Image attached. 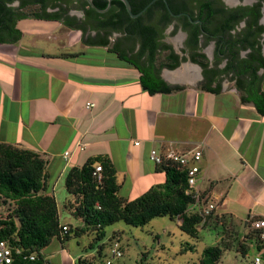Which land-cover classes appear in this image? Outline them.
<instances>
[{"label": "crops", "instance_id": "0c3cea01", "mask_svg": "<svg viewBox=\"0 0 264 264\" xmlns=\"http://www.w3.org/2000/svg\"><path fill=\"white\" fill-rule=\"evenodd\" d=\"M13 8L20 10L17 3ZM15 29L16 41L14 33L0 32V142L45 160L46 191L55 197L58 214L61 206L69 212L72 196L64 180L74 166L108 158L119 195L130 201L166 179L150 160L151 149L182 152L199 146V187L215 204L212 215L243 227V238L250 232L248 218L264 219V114L254 102L242 101L251 98L248 92L264 93L263 69L254 79L249 73L229 74L201 82L200 67L187 61L160 72L177 89L150 94L134 63L118 57L127 49L110 44L114 33L105 46L103 34L89 30L84 35L89 43H83L82 32L62 18H21ZM94 50L104 57L97 59ZM169 73L182 77L168 78ZM75 221L74 226L60 222L81 225ZM62 241L53 239L41 251L46 262L77 264L85 258L79 248L66 247L69 240Z\"/></svg>", "mask_w": 264, "mask_h": 264}, {"label": "trees", "instance_id": "16d2710c", "mask_svg": "<svg viewBox=\"0 0 264 264\" xmlns=\"http://www.w3.org/2000/svg\"><path fill=\"white\" fill-rule=\"evenodd\" d=\"M11 1L13 0H0V32L14 33V41L20 37V32L15 29L18 19L33 17L59 20L66 12L61 8L64 0H20L21 9L27 6H36L41 12L47 8L61 9L51 14L33 13L32 15L19 13L18 9L9 5ZM128 1L135 14L151 0ZM166 1L172 13L188 14L193 21H200L202 28L199 24L190 22L184 15L179 18L183 22V27L189 30L187 47L191 51L198 49L199 35L203 32L213 35L222 34L232 29L236 22L235 20L233 23V20L237 16L227 13L220 0ZM93 3L101 10L108 5L106 0H93ZM84 8L87 27L84 30L77 28L82 32L83 43H89L84 39L88 30L95 31L97 34L102 33L103 37H101L100 43L106 46L108 45L107 38L112 33L119 32L129 37L131 28L132 30L139 29L138 34L142 47L138 51V55L139 57L146 56V59L143 63L132 65L141 73L142 86L150 94L177 89L167 85L160 77V72L164 68L176 69L182 61H185V58L179 60L169 46L158 50L153 38L155 27L146 23L158 11L161 13V23L172 19L162 0L155 1L136 19H132L127 14L124 5L119 0H112L110 8L105 13L97 12L87 2L84 3ZM256 18L257 16L255 21ZM254 20L250 21L249 28L256 27ZM252 33L254 32L250 31L247 36H251ZM216 40V52H224L220 47L222 40L220 38ZM242 43L246 49H254L255 42L248 43V40L245 39ZM162 52L166 53L163 57ZM117 55L121 60H125L119 53ZM193 55L190 57L191 62L202 68L206 80L208 68L206 56L197 53ZM260 59L261 63L257 61ZM255 60L258 62L255 67L243 61L238 66L231 62L225 69H217L215 63V69L210 77L236 72V76H244L249 73L251 78H258L257 71L259 69L264 71V58ZM237 88L242 93H246L241 90L240 86L237 85ZM248 93H251V98L247 99L243 96L242 101L254 102L258 111L264 114V93L259 91ZM97 165H100L102 169L100 181L93 175ZM160 168L166 176L164 183L150 188L130 201L119 195L120 185L116 179L115 169L108 158L97 156L87 160L82 166L70 168L64 180V187L67 193L72 196V201L66 205V208L72 218L81 222L80 226L71 227L61 224L55 197L47 194L48 177L45 160L33 151L0 142V199L4 202H12L14 205L11 212L0 214V239L21 250L20 254L14 256L11 264H50L44 260L40 253L53 239L63 242L62 240L68 241L83 235L91 237L89 249L96 250L95 258L99 264L98 261L100 262L105 247L110 248L113 242H120L118 234L107 237L105 233L106 227L117 222H123L132 227H144L153 219L168 217L171 221H177L178 228L182 233L198 242V226L202 223L203 217L197 210L190 208L194 199L186 193L188 186L184 171L171 165H162ZM201 197L204 200L203 204H206L208 200L203 192H201ZM63 226H66L67 230H63ZM241 245L244 248V256L248 252V246L244 241L241 242ZM120 250L122 251L121 246ZM182 250V254L195 252L196 245L186 243ZM222 254V246H207L200 253L197 262L191 261L188 264H219ZM32 255H34V260L29 259ZM84 259H79L77 264H82Z\"/></svg>", "mask_w": 264, "mask_h": 264}, {"label": "rangeland", "instance_id": "374dc122", "mask_svg": "<svg viewBox=\"0 0 264 264\" xmlns=\"http://www.w3.org/2000/svg\"><path fill=\"white\" fill-rule=\"evenodd\" d=\"M223 2L230 3L231 1L223 0ZM231 3L234 5L237 4V1H232ZM35 11L38 12L36 6H27L22 9L21 13L32 15ZM50 11L52 13V9ZM65 31L66 29H60L61 33H66ZM93 35L91 33L90 36ZM176 39L177 41L169 40L168 42L172 43L174 48L178 50V43H181L182 39H179V37H176ZM116 40L117 36H112L109 40L110 44H115ZM70 43H73L72 39ZM94 52L97 59H99V56L100 58L103 56L102 50H94ZM205 52L207 53V51ZM165 54V52H162V57ZM13 207L12 202H4L0 199V214L11 212ZM59 214L61 222L69 221L73 226L76 224L75 219L62 206L59 207ZM212 214L203 218L202 223L198 226V242L182 233L178 228L177 221H171L168 217L153 219L144 227H132L123 222L114 223L105 228V233L107 237L112 234H118L122 257L113 259L112 264H188L191 261L197 262L200 253L205 247L216 245H220L223 248L219 264H249L253 254L249 251L248 257L246 255L243 256L244 248L241 245L244 239L241 237L242 231H244L243 227L233 226L229 218L214 217ZM247 237L245 236V238ZM90 243L91 237L83 235L80 238L70 239L66 247L79 248L83 251L85 259L82 264H97V258H95L96 250L89 249ZM186 243L196 245V251L182 254V249ZM108 258H110V253L109 247L106 246L98 263L104 264Z\"/></svg>", "mask_w": 264, "mask_h": 264}, {"label": "flooded vegetation", "instance_id": "af4514ba", "mask_svg": "<svg viewBox=\"0 0 264 264\" xmlns=\"http://www.w3.org/2000/svg\"><path fill=\"white\" fill-rule=\"evenodd\" d=\"M230 1L231 2L237 1V4L233 5V3L231 2L230 3L223 2V0H220V3L227 11V13L235 14L237 16L233 20V23L236 20L234 27L230 30H227L225 33L222 34L218 33L216 35H213L209 32H203V34L199 35V42L197 45L198 49L195 51H191L189 50V47H187L188 39H189V30L183 27V22L179 18L183 17L182 15H184L189 19L190 22H192L193 24H199L200 28H202L201 27L202 25L199 20L193 21L188 14L172 13L171 14L172 19L170 21L161 23L162 22L161 13L159 11L155 12L152 15V17L146 21V23L155 27L153 38L158 50L164 49L166 46H169L170 50L173 51L178 56L179 60L185 58V61H182L181 63L187 61L191 62L190 57L194 53L204 54L208 60L206 80H208L212 75L215 69L214 67L215 63L217 64L216 65L217 69H225V67L231 62H233V65L238 66L243 61L250 63L254 67L257 66L258 62L261 63V59L257 60L258 62L255 59L261 57L264 58V0H230ZM85 2H86L85 0H64V3H62L61 8L65 9L66 11L62 16V20L63 23L68 28H80L82 30L86 29L87 20L85 19V8H84ZM15 3H17V7L21 6L20 0H13L9 5L13 7ZM50 9L51 8H47L43 12L35 11L34 13L51 14ZM60 10L61 9H52V13L53 11L55 12ZM20 11H22L21 8L18 12ZM173 14L177 16L175 17L173 16ZM256 16L257 18L255 21L254 19ZM132 19H136V18H132ZM251 20H254L256 22L255 24L256 27H252V28L248 27ZM250 31L254 33H252L251 36H247V34ZM139 32H140L139 29L132 30L131 28V34L129 35V37L119 32L114 33L117 36V40L114 45L117 46L119 50L127 49L126 55H122L121 52L118 53L121 55V57L134 64L143 63V61H145L144 59H146V56L139 57L138 55V51L142 47L141 46L142 44L140 42L141 39L139 38V34H138ZM176 37L182 39V42L178 43L179 44L178 50L174 48V45L172 43L168 42L169 40L177 41ZM219 38L222 40L220 46L221 49L224 51L222 53L219 51L218 53L216 52V48H217L216 39ZM245 39L248 40V43L255 42L253 46L254 48L253 50L252 48L246 49L244 47L242 41L244 42ZM205 51H207V53ZM208 52L210 55L208 54ZM200 69L202 76L201 82H205L206 77L203 76V70L201 67ZM235 73H231V72L223 73L219 76L227 77L229 74L235 75Z\"/></svg>", "mask_w": 264, "mask_h": 264}, {"label": "built area", "instance_id": "2783aa9c", "mask_svg": "<svg viewBox=\"0 0 264 264\" xmlns=\"http://www.w3.org/2000/svg\"><path fill=\"white\" fill-rule=\"evenodd\" d=\"M91 106L88 104V107ZM136 146L139 142L134 143ZM69 152H65L64 155H68ZM203 157V148L197 146L187 151H176L171 147L166 149H151L149 152L150 160L157 166L171 165L175 168L184 171L187 180V194H190L194 199L193 205L190 207L192 210H197L200 215L205 218L211 215L215 210V204L207 201L203 204L204 200L201 197V189L199 187L200 181V162ZM101 166L97 165L93 175L100 181ZM249 235L244 238L243 241L248 246L249 251L252 252V257L249 260V264H264V219L250 217L247 220ZM63 230H67L66 226H63ZM250 248V249H249ZM21 253V250L13 247L7 241L0 239V264H11L15 255ZM110 258H108L105 264H112L113 259L122 257V251L120 250L119 242H113L109 248ZM30 260H34V255L29 257Z\"/></svg>", "mask_w": 264, "mask_h": 264}, {"label": "water", "instance_id": "95a60500", "mask_svg": "<svg viewBox=\"0 0 264 264\" xmlns=\"http://www.w3.org/2000/svg\"><path fill=\"white\" fill-rule=\"evenodd\" d=\"M86 2H87V4L91 7V8H93L94 10H96L97 12H99V13H104V12H106L109 8H110V6H111V1L112 0H106L107 2H108V5H107V7L105 8V9H103V10H101V9H98L95 5H94V3H93V0H85ZM119 1H121L122 2V4L124 5V7H125V10H126V12H127V14L131 17V18H137V17H139L140 15H142L155 1H157V0H151L146 6H144L138 13H133L132 12V7H131V4H130V2L128 1V0H119ZM163 2H164V4H166V7H167V10L170 12V14H172V12L170 11V9H169V7H168V5H167V2H166V0H162ZM173 16H177V15H174L173 14ZM196 22H199V21H196Z\"/></svg>", "mask_w": 264, "mask_h": 264}, {"label": "bare ground", "instance_id": "6f19581e", "mask_svg": "<svg viewBox=\"0 0 264 264\" xmlns=\"http://www.w3.org/2000/svg\"><path fill=\"white\" fill-rule=\"evenodd\" d=\"M166 77L168 78H178L180 79L182 76L180 75V73H173V74H166Z\"/></svg>", "mask_w": 264, "mask_h": 264}]
</instances>
